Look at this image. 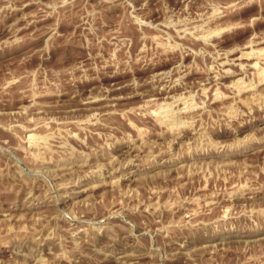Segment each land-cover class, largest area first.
Listing matches in <instances>:
<instances>
[{
	"label": "rangeland",
	"instance_id": "374dc122",
	"mask_svg": "<svg viewBox=\"0 0 264 264\" xmlns=\"http://www.w3.org/2000/svg\"><path fill=\"white\" fill-rule=\"evenodd\" d=\"M0 264H264V0H0Z\"/></svg>",
	"mask_w": 264,
	"mask_h": 264
},
{
	"label": "bare ground",
	"instance_id": "6f19581e",
	"mask_svg": "<svg viewBox=\"0 0 264 264\" xmlns=\"http://www.w3.org/2000/svg\"><path fill=\"white\" fill-rule=\"evenodd\" d=\"M121 177V176H120Z\"/></svg>",
	"mask_w": 264,
	"mask_h": 264
}]
</instances>
